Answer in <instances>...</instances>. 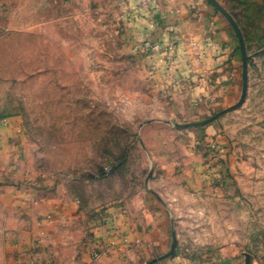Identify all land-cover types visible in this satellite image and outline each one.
<instances>
[{
  "label": "rangeland",
  "instance_id": "rangeland-1",
  "mask_svg": "<svg viewBox=\"0 0 264 264\" xmlns=\"http://www.w3.org/2000/svg\"><path fill=\"white\" fill-rule=\"evenodd\" d=\"M170 1L213 25L132 51L158 0H0V119L87 208L153 201L192 264H264V0Z\"/></svg>",
  "mask_w": 264,
  "mask_h": 264
},
{
  "label": "crops",
  "instance_id": "crops-1",
  "mask_svg": "<svg viewBox=\"0 0 264 264\" xmlns=\"http://www.w3.org/2000/svg\"><path fill=\"white\" fill-rule=\"evenodd\" d=\"M150 6L139 9L122 35L132 51L146 40H181L186 31L214 22L209 14L197 19L196 14L186 13V6L177 1L158 0ZM43 14L40 5L35 25L42 27ZM157 68L159 83L151 86L167 91L164 66ZM152 71L149 66V78ZM157 102V96L150 99L152 106ZM114 226L128 244L112 239ZM171 233L166 213L153 201L149 206L87 208L70 185L47 177L32 162L21 119H0V264H192L184 258L181 244L174 247ZM99 246L111 249L95 260L92 253Z\"/></svg>",
  "mask_w": 264,
  "mask_h": 264
},
{
  "label": "built area",
  "instance_id": "built-area-1",
  "mask_svg": "<svg viewBox=\"0 0 264 264\" xmlns=\"http://www.w3.org/2000/svg\"><path fill=\"white\" fill-rule=\"evenodd\" d=\"M145 46H146L147 50L150 53H152V56L155 55L156 53H160L163 51L161 45L158 43H145ZM172 82H173L172 83L173 85H178V82L175 79L172 80ZM110 170L111 169H109L108 171H110ZM110 233H111L112 239H119L122 243L128 244V240L123 235V233L119 230L118 227L114 226L110 230ZM110 249H111L110 246H99L93 251L92 256L95 260H100L109 254Z\"/></svg>",
  "mask_w": 264,
  "mask_h": 264
},
{
  "label": "water",
  "instance_id": "water-1",
  "mask_svg": "<svg viewBox=\"0 0 264 264\" xmlns=\"http://www.w3.org/2000/svg\"><path fill=\"white\" fill-rule=\"evenodd\" d=\"M210 1H212V0H210ZM217 7H218V5H217ZM218 8L220 9V7H218ZM220 10L226 15V13L222 9H220ZM228 18L231 19L229 16H228ZM174 247H175V245H174ZM246 264H250V256L249 255L247 256Z\"/></svg>",
  "mask_w": 264,
  "mask_h": 264
}]
</instances>
